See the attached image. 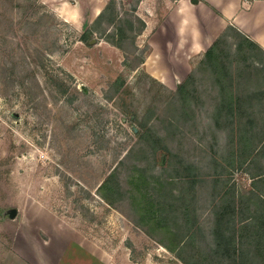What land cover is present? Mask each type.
Segmentation results:
<instances>
[{"label": "rangeland", "instance_id": "obj_1", "mask_svg": "<svg viewBox=\"0 0 264 264\" xmlns=\"http://www.w3.org/2000/svg\"><path fill=\"white\" fill-rule=\"evenodd\" d=\"M147 1L140 7L141 0H115L117 20L109 24L108 11L86 45L80 35L109 0H0V264H59L57 258L66 259L62 264H183L162 246L172 243L168 232L148 235L127 203L109 208L95 194L107 168L140 159L135 133L143 129L162 136L176 155L171 162L160 156L153 169L162 167L197 198L207 238L213 190L246 194L251 174L264 178V53L252 48L234 55L237 38L220 45L239 111L254 125L246 127L252 139L246 146L257 155L240 167L245 148L236 127L217 124L219 87L203 55L187 71L171 70L163 60L161 72L143 66L149 35H137L136 18L142 20ZM118 27L124 37L108 38ZM189 75L194 93L184 109L172 93ZM10 209L17 210L13 219ZM38 214L82 236L106 262L79 249L74 235L71 243L56 242ZM182 255L191 261L189 252Z\"/></svg>", "mask_w": 264, "mask_h": 264}, {"label": "trees", "instance_id": "obj_2", "mask_svg": "<svg viewBox=\"0 0 264 264\" xmlns=\"http://www.w3.org/2000/svg\"><path fill=\"white\" fill-rule=\"evenodd\" d=\"M114 1L109 0L92 26L80 35L81 42L89 45V40L94 34L93 27L104 19L108 11L110 13L105 20L109 24L117 20L113 8ZM139 2L140 0H136L137 4ZM193 3H195L194 0ZM136 21L141 24L137 33L140 35L144 29V23L139 18H136ZM126 24L129 30L133 29L132 22L127 21ZM124 35V29L118 27L115 35L108 38L117 37L121 40ZM230 38L232 41L235 38L241 39L235 44L234 55L244 54L245 50L249 53L252 48L262 50L253 41L240 35L233 27H227L203 54L219 87L221 98L216 112V116L218 114L216 120H219L217 124L223 120V125H231V131L236 127L235 130L239 133V144L245 148L240 150L243 154V157H239L241 167L243 163L252 162L257 153H253V149H248L251 146H246L247 142L252 141L248 137L249 131L246 127H251L253 120L247 119L248 112L244 115L239 111L241 104L236 94L234 95V77L230 62L222 55L220 49L221 43H226ZM109 42L114 44L111 39ZM193 83L194 78L189 75L172 93L173 98L184 109L191 104L190 99L193 98L194 93ZM262 104H264L263 101L260 102V105ZM245 116L248 122H245L246 120L242 122ZM135 134L139 144L140 159L129 166L120 161L117 165L107 168L104 179L95 189L98 199L109 208H114L118 203H127L129 209L137 215L135 224L148 227L149 229L143 228L148 235L151 234L150 229L168 232L172 243H162V246L183 264H264L263 174L250 175L251 188L246 194L235 195L229 190L220 193L216 189L213 190L209 205L213 215V226L210 238H207L198 225L199 216L195 212L197 198L184 189L181 191L179 188L182 182L175 183L173 176H165L164 172H161L162 167L159 172L153 169L155 167L153 163H156L160 156L168 155V161L171 162L170 159L176 158V155L163 146L165 140L158 133L143 129ZM122 171L125 174L123 178L126 189L123 188L121 180ZM82 191L89 193L88 189L82 188ZM199 235L200 243H196ZM185 251L190 253V260L193 263L183 258L182 254Z\"/></svg>", "mask_w": 264, "mask_h": 264}, {"label": "crops", "instance_id": "obj_3", "mask_svg": "<svg viewBox=\"0 0 264 264\" xmlns=\"http://www.w3.org/2000/svg\"><path fill=\"white\" fill-rule=\"evenodd\" d=\"M147 0H141L140 7ZM148 0L143 7L145 15L143 33L149 35L147 54L143 66L161 72L159 61L169 62L171 70L187 71L193 57L203 55L227 27L253 41L264 53V0ZM139 7V8H140ZM160 9V10H159ZM163 64V63H162ZM157 80L161 77L156 75ZM164 82V81H163ZM47 212V211H46ZM45 213V212H44ZM54 216L53 213H45ZM45 214L37 217L41 226L48 222L47 232L58 243L74 242L87 255L105 263L98 251L79 234ZM50 218V220H49ZM41 221V222H38ZM101 256V257H100ZM100 258V259H99ZM65 258L55 259L62 264Z\"/></svg>", "mask_w": 264, "mask_h": 264}, {"label": "water", "instance_id": "obj_4", "mask_svg": "<svg viewBox=\"0 0 264 264\" xmlns=\"http://www.w3.org/2000/svg\"><path fill=\"white\" fill-rule=\"evenodd\" d=\"M7 214H8V217H9L10 219H13V218L16 216V214H17V210H16V209H10V210L7 212Z\"/></svg>", "mask_w": 264, "mask_h": 264}]
</instances>
